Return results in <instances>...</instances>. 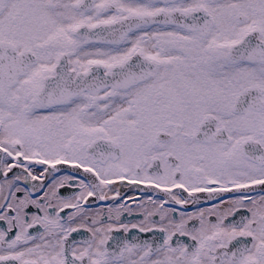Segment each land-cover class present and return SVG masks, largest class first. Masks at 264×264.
I'll list each match as a JSON object with an SVG mask.
<instances>
[{
  "label": "snow or ice",
  "instance_id": "snow-or-ice-1",
  "mask_svg": "<svg viewBox=\"0 0 264 264\" xmlns=\"http://www.w3.org/2000/svg\"><path fill=\"white\" fill-rule=\"evenodd\" d=\"M0 264H264V0H0Z\"/></svg>",
  "mask_w": 264,
  "mask_h": 264
}]
</instances>
